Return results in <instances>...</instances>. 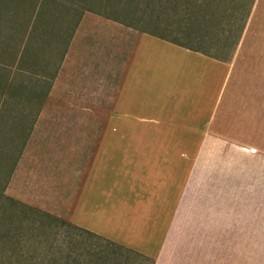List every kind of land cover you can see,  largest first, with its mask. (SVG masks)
<instances>
[{
	"label": "crops",
	"instance_id": "0c3cea01",
	"mask_svg": "<svg viewBox=\"0 0 264 264\" xmlns=\"http://www.w3.org/2000/svg\"><path fill=\"white\" fill-rule=\"evenodd\" d=\"M37 78L1 193L21 210L0 212V248H39L60 222L148 264L243 263L233 234L247 157L264 151V0L221 57L83 11Z\"/></svg>",
	"mask_w": 264,
	"mask_h": 264
},
{
	"label": "rangeland",
	"instance_id": "374dc122",
	"mask_svg": "<svg viewBox=\"0 0 264 264\" xmlns=\"http://www.w3.org/2000/svg\"><path fill=\"white\" fill-rule=\"evenodd\" d=\"M249 1L50 0L39 9L41 0H0V212L21 210L2 196V189L29 123L24 115L31 116L38 108L31 103L34 88L43 85L37 76L55 65L80 10L89 6L138 30L221 57L234 43ZM247 159L257 167L243 176V232L233 234V239L243 243L242 264H264V151L253 162ZM49 225L41 232L39 248H0V256L19 255L10 264H64L65 253L71 251L72 264L77 260L76 264H148L98 238H77L60 222ZM70 235L71 250L65 247ZM5 260L0 257V264H8L1 263Z\"/></svg>",
	"mask_w": 264,
	"mask_h": 264
},
{
	"label": "trees",
	"instance_id": "16d2710c",
	"mask_svg": "<svg viewBox=\"0 0 264 264\" xmlns=\"http://www.w3.org/2000/svg\"><path fill=\"white\" fill-rule=\"evenodd\" d=\"M48 1H50V0H41V3L39 4V9H41L43 6H45V5H46V2H48ZM54 1H55L56 3L58 2V0H54ZM87 1H88V4L96 3V0H87ZM197 2H198V1H197ZM251 2H252V0L249 1L248 8H247V12H248V10H249V7H250ZM52 3H53V1H52ZM87 7H89V6H86L85 8H83L82 10H80V11L78 12V14H77V16H76L75 23L73 24L72 29H73V28L75 27V25L77 24V22H78V20H79V18H80V16H81V14H82L83 11H90V12H93V13H95V14H98V13H96L95 11H92L91 9H88ZM247 12H246L245 16L247 15ZM38 16H40V14H39ZM50 16H52V15H50ZM245 16H244V18H245ZM243 22H244V20L242 21L241 25L239 26V29H238V33H237L236 39H237L238 34H239V32H240V30H241V28H242V26H243ZM70 32H71V31H70ZM69 35H70V33H69ZM18 154H19V151L17 152V156H16V158L18 157ZM16 158H15V160H16ZM15 160H14V162H15Z\"/></svg>",
	"mask_w": 264,
	"mask_h": 264
}]
</instances>
